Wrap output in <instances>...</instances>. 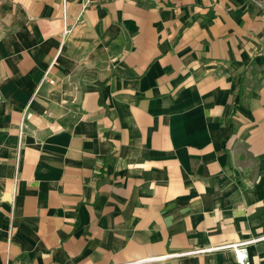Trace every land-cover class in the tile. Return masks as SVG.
I'll use <instances>...</instances> for the list:
<instances>
[{
  "label": "crops",
  "instance_id": "obj_1",
  "mask_svg": "<svg viewBox=\"0 0 264 264\" xmlns=\"http://www.w3.org/2000/svg\"><path fill=\"white\" fill-rule=\"evenodd\" d=\"M262 236L264 0H0V264H264Z\"/></svg>",
  "mask_w": 264,
  "mask_h": 264
},
{
  "label": "built area",
  "instance_id": "obj_2",
  "mask_svg": "<svg viewBox=\"0 0 264 264\" xmlns=\"http://www.w3.org/2000/svg\"><path fill=\"white\" fill-rule=\"evenodd\" d=\"M80 1H81L83 8H85L90 3H92L94 0H80ZM69 32H70V29L67 27H64L63 31H62L63 37L65 35H67ZM261 238H264V236H262ZM258 239L259 238L250 239L248 241H244V242H240V243H234V244L230 245V247L234 251L235 260H236L237 264H250V255H249V251H248V245L250 243L255 242Z\"/></svg>",
  "mask_w": 264,
  "mask_h": 264
}]
</instances>
